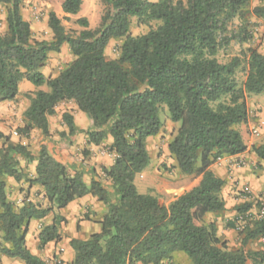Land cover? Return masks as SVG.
Listing matches in <instances>:
<instances>
[{
    "label": "trees",
    "instance_id": "16d2710c",
    "mask_svg": "<svg viewBox=\"0 0 264 264\" xmlns=\"http://www.w3.org/2000/svg\"><path fill=\"white\" fill-rule=\"evenodd\" d=\"M249 1L99 0L103 13L96 29H89L86 18H79L76 23L83 29L66 31L50 12L47 24L52 38L36 41L30 23L22 17L21 0H0L6 10V29L0 34V102L14 101L23 80L47 88L28 95L18 136L27 137L37 129L47 137V118L60 103L73 102L91 122L85 133L88 143L100 146L110 137L112 143L104 148L115 156L111 166L101 168L108 186L99 177L86 185L80 172L72 173L58 163L45 146L34 157L26 145L0 134V256L24 264H45L26 246L30 222L90 195L105 209L101 230L88 239L69 241L70 264H161L177 252L192 264H247L248 259L264 264V249L231 250L216 236L214 222L205 219L224 209L220 192L225 182L210 167L218 159L246 151L237 129L248 118L242 94L264 96L261 53L248 50L249 72L243 90L234 80L239 60L228 64L216 60L218 36L227 32L231 20L244 16ZM81 5L82 0H63L61 10L68 19L79 13ZM252 13L264 19L263 7ZM132 19L159 25L135 37L130 33ZM237 38L244 42L250 36ZM113 40H121L118 57L107 59L106 48ZM63 45L73 60L57 76L46 77L41 69L49 54L59 53ZM162 105L170 121L179 125L167 146L178 173L200 176L197 186L168 206L138 193L134 185L149 164L146 141L160 132ZM62 120L69 133L75 134L72 116L63 114ZM253 153L264 161V138ZM19 159L25 164L36 162L33 177L24 172ZM4 178L41 187L49 207L11 202ZM62 222L55 216L51 225L41 229L38 249L62 240ZM239 234L242 248L264 237V218L247 224Z\"/></svg>",
    "mask_w": 264,
    "mask_h": 264
},
{
    "label": "rangeland",
    "instance_id": "374dc122",
    "mask_svg": "<svg viewBox=\"0 0 264 264\" xmlns=\"http://www.w3.org/2000/svg\"><path fill=\"white\" fill-rule=\"evenodd\" d=\"M149 1L156 2L157 0ZM62 2L63 0H21V14L24 20L30 23L34 40H51L52 33L47 24L50 12L56 14L61 20L63 27L69 32L78 33L83 29L76 23V20L79 18H86L89 23L88 27L91 30H94L99 26L103 13V6L99 0H82L79 13L75 16H68V19H66V16L61 10ZM256 7L264 8V0H250L249 5L246 8H243V12H245L244 16L231 20L227 32L224 34L221 33L218 36L220 47L216 54V60L220 64H228L233 59L239 60V65L235 70L234 80L236 82V87L241 90H243V85L249 72L248 50L254 49L264 56V19H258L253 15L252 11ZM5 17L6 10L0 5V34H3L6 29ZM158 25V22L142 24L139 20L132 19L130 33L135 37L141 36L150 30L155 29ZM246 35L250 36V39L247 41L240 42L239 38H237L240 37L241 39H245ZM226 39H228V43H225ZM120 44L121 40H113L109 43L105 52L107 59H115L118 57ZM72 60L73 57L69 48L65 45L61 47L59 53L49 54V59L41 71L46 77H55L63 68L71 63ZM24 92L25 90H23L19 99L10 102V106H7V103L5 104L6 108H4V112L9 111L11 107H15L18 111L16 115L13 116V125H8L4 113H0V128L2 130H5L6 128L7 137L10 139L12 138L15 143L20 140L18 129L24 124L22 123V114L29 104V97ZM242 100L245 102L248 118L247 122L239 124L237 129L241 133L243 142L247 146V164H249L250 168L255 170V172H262V167L264 165H262V160L257 159L256 155L253 153V148L261 145L264 138V96L243 92ZM224 101L228 102V97H225ZM212 106L213 108L216 107V105ZM158 115L162 124L160 132L157 136L148 138L146 141V148L149 155L148 168L151 166L152 173L155 172V185H152V181H147L148 184H151L147 185L144 182L146 179L144 178V181H142L140 176H136L134 185L138 193L153 196L159 200L160 204L168 206L173 200L183 193L188 192L194 185H196V183L200 181V176H184L174 172L173 169H175V167L172 164H174L175 161L170 156L167 146L179 125L170 121L169 112L166 106L162 105L159 107ZM254 125L259 130V136H254L250 131V128ZM14 133H16L17 136H15ZM0 134L5 136L1 131ZM2 142L3 139L0 138V147ZM161 170L168 173V176L158 175L157 173ZM103 178L104 177L102 176L101 180L104 181L103 183L107 187L108 184ZM9 194H11V192ZM254 198L250 202L239 203L236 208H238V210L240 209V213L244 212L243 208L249 207V209H251V206L255 205ZM13 202L18 205L15 200ZM242 237L235 242L234 245L227 242L229 244L228 247L231 250H243L245 252H257L264 249V243L262 242L264 237L249 242L243 248L241 246ZM33 244V241L30 240L29 247L32 249L34 247ZM45 260V263L51 261L53 264L63 263L58 253L54 255L53 258H51V256L46 257ZM161 264H192V261L185 254L177 252L172 256L171 260L163 261ZM247 264L256 263H253L251 259H248Z\"/></svg>",
    "mask_w": 264,
    "mask_h": 264
},
{
    "label": "crops",
    "instance_id": "0c3cea01",
    "mask_svg": "<svg viewBox=\"0 0 264 264\" xmlns=\"http://www.w3.org/2000/svg\"><path fill=\"white\" fill-rule=\"evenodd\" d=\"M23 90H25L24 93L26 95H31L39 90L47 91V88L46 86L35 87L26 80H23L18 86V95L15 100L21 97ZM9 103L0 102V113H4L8 125H13V116L18 111L15 107H11L9 111L4 112L6 105L10 106ZM63 114L72 116L74 129L76 130L75 134L71 135L69 133L68 128L62 120ZM47 121V137H44L39 130L34 129L29 136L20 138L19 140L21 144L27 146L31 155L36 157L40 146L43 145L46 147L50 156L58 163L65 166L72 173L80 172L82 180L86 185H89L91 180L96 177L102 178L101 168H108L114 161L115 156L104 149L105 146H109L112 143V139L108 137L100 146L89 144L85 133L91 129V122L77 109L73 102L60 103L55 109V114L49 116ZM0 131L7 136L6 128ZM10 140L14 142L12 138ZM247 153L248 150L237 156L221 158L210 167L214 175L225 182L220 192V198L224 202V209L222 212L216 214H208L205 219L206 222H214L217 229L216 236L219 239L233 245L242 237L239 231L236 230L237 217L241 214L236 206L239 203L250 202L254 197L259 195H264V166L262 167V172H255L247 164ZM19 161L24 172L28 174V177H33L36 162L25 164L23 160L19 159ZM172 165L175 167L173 169L174 172L178 173L176 163L174 162ZM262 165H264L263 161ZM157 174L168 176V173L162 170ZM138 176H140L142 181L145 178L146 180L144 182L147 185H151L147 181H152V185H155V172L152 173L151 166L149 168L147 166ZM4 181L6 183L7 196L11 202L15 200L18 205H21L24 201L26 203L31 202L40 204L43 207H49L41 187L37 185L31 186L25 181L15 182L11 178H4ZM198 183L199 181L193 187L197 186ZM245 187L251 192L249 197L241 193V190ZM10 192L11 194H9ZM250 210L255 213V205L251 206ZM104 214L105 209L103 205L95 197L87 195L83 198L76 199L62 210L53 209L52 212L40 221H31L26 235V246L33 255L39 257L44 262L46 261V257L51 256L53 258L58 253L60 259L63 261L62 264H70L73 259V253L69 247V241L71 239L85 240L91 235L99 233L101 230L100 222ZM55 216H59L64 220V222L60 223L59 227L62 240L58 243H49L43 249H38L37 236L39 232L43 227L51 225ZM30 240L34 243L33 249L29 247ZM227 245L229 246L228 243ZM46 263L53 264L52 261ZM0 264L24 263L16 259L0 256Z\"/></svg>",
    "mask_w": 264,
    "mask_h": 264
},
{
    "label": "built area",
    "instance_id": "2783aa9c",
    "mask_svg": "<svg viewBox=\"0 0 264 264\" xmlns=\"http://www.w3.org/2000/svg\"><path fill=\"white\" fill-rule=\"evenodd\" d=\"M250 131L254 136H259V130L255 125L250 128ZM14 135H16V133H14ZM219 160L220 159H218L217 161ZM241 193L244 194L246 197H249L251 195V192L248 190L247 187L243 188L241 190ZM254 203L256 208L255 213L248 209L247 211L238 215L236 222L237 231L241 232L247 224L264 218V195H259L255 197ZM262 242L264 243V239H262Z\"/></svg>",
    "mask_w": 264,
    "mask_h": 264
}]
</instances>
